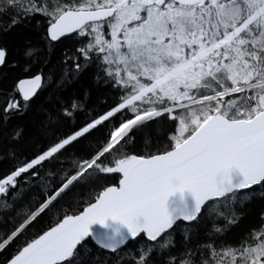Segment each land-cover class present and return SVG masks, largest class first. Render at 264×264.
I'll use <instances>...</instances> for the list:
<instances>
[{"label": "snow or ice", "instance_id": "6c2138e0", "mask_svg": "<svg viewBox=\"0 0 264 264\" xmlns=\"http://www.w3.org/2000/svg\"><path fill=\"white\" fill-rule=\"evenodd\" d=\"M21 28L22 65L0 42L25 74L0 92V264H101L90 244L264 264V0H0V35Z\"/></svg>", "mask_w": 264, "mask_h": 264}, {"label": "trees", "instance_id": "16d2710c", "mask_svg": "<svg viewBox=\"0 0 264 264\" xmlns=\"http://www.w3.org/2000/svg\"><path fill=\"white\" fill-rule=\"evenodd\" d=\"M29 39L33 43H36L38 41V35L31 28L29 29L21 28V29H17L15 32L10 33L8 35H0V42L6 44L11 50L10 59L19 60L21 65L23 64V60L21 59L20 51L22 50L25 42ZM68 43L69 45L71 44V42ZM63 48L64 45L58 46L51 53V62L53 64L58 63L62 55ZM95 71L96 69L94 65L86 69L81 78L80 83L77 84L75 87H80V85L91 86L92 76ZM24 75L25 74L22 72L20 67H17L15 69L0 68V92H3L4 90L11 88L14 82L17 80V78H23ZM108 94L109 93L106 89L93 88L92 99L95 101L97 97L105 96ZM43 98L44 97L42 95L40 100L35 101L22 117L20 116L13 117L9 123V127L19 124L25 126L26 128H31L35 121L42 118L43 114L40 111V105L41 102L43 101ZM251 207H252V211L250 212L249 216L244 221H242L237 228L233 229L232 232L227 234L226 237L227 239L235 240L240 233H242L252 224L256 223L255 213L260 207V202L256 201ZM201 231L203 232V227L201 228ZM126 247L128 249H131L135 247V244L134 242L130 241ZM90 248H91V255L89 257L90 260L91 257H95L98 255L100 257L101 264H114L116 257L113 254H110L105 251H101L94 244H90Z\"/></svg>", "mask_w": 264, "mask_h": 264}]
</instances>
